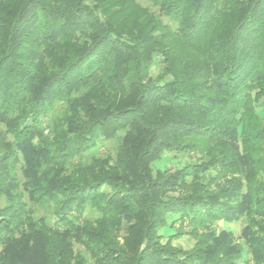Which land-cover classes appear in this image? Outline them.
<instances>
[{"label":"trees","instance_id":"trees-1","mask_svg":"<svg viewBox=\"0 0 264 264\" xmlns=\"http://www.w3.org/2000/svg\"><path fill=\"white\" fill-rule=\"evenodd\" d=\"M146 1L0 0V264H264V0Z\"/></svg>","mask_w":264,"mask_h":264},{"label":"rangeland","instance_id":"rangeland-1","mask_svg":"<svg viewBox=\"0 0 264 264\" xmlns=\"http://www.w3.org/2000/svg\"><path fill=\"white\" fill-rule=\"evenodd\" d=\"M139 2L144 6H149L146 0H139ZM163 20L164 22H167L165 19ZM115 146H116V143L113 141L103 142L101 145H99L95 149L94 154L101 155V156L106 155V154L113 155ZM195 161H197V156H194L192 154L176 155V154H171V153L170 154L165 153L163 157L155 163V168L160 169V170H164L167 168L173 169L175 167L183 166L185 164L193 163ZM174 195H177V193H175ZM177 218H178L177 214L168 216L167 218L168 226L164 227L160 232L161 234L165 236L173 235L174 237L173 245L177 247H182L183 249H189L190 247H192L194 243L193 238L189 234H187V232L190 231V227L187 221L181 222L177 220ZM169 223L170 224L174 223L172 228L169 227ZM242 226L243 224L241 222L226 223L223 221H218V222L213 223L211 225V228L215 229L218 232L219 231H229L233 234L235 239L239 241L241 240L240 235H241ZM180 231L182 234H177ZM121 235H123V233H121ZM247 258H248V255L244 250L242 259L240 260L238 264H246L245 262Z\"/></svg>","mask_w":264,"mask_h":264}]
</instances>
